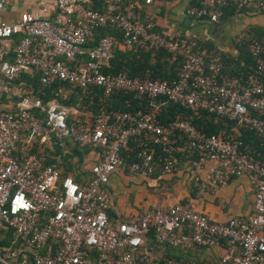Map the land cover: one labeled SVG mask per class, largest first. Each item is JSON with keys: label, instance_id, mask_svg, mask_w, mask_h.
Masks as SVG:
<instances>
[{"label": "built area", "instance_id": "obj_1", "mask_svg": "<svg viewBox=\"0 0 264 264\" xmlns=\"http://www.w3.org/2000/svg\"><path fill=\"white\" fill-rule=\"evenodd\" d=\"M20 2L25 8L14 16ZM153 2L0 0V264H180L176 257L158 259L141 249L150 231L156 243L179 249L223 240L239 248L236 264H264V157L256 158L242 139L207 133L186 119L162 122L158 117L165 98L225 116L264 143V119L250 114H264V45L246 39L253 67L245 80L224 75L220 49L199 46L188 31H159L151 18L140 17V8ZM250 5L264 9V0H196L184 13L192 23L217 22L226 8ZM106 27L119 31L127 47L164 50L178 59V77L168 81L104 72L115 38L102 35L91 42L95 31ZM34 72L35 89L25 79ZM55 80L63 85L42 103L40 95ZM90 86L106 95L127 92L148 107L100 110L92 119L69 121L77 111L61 100ZM66 139L100 151L81 183L64 175L44 152L55 144L68 152ZM18 140L23 142L20 155L15 153ZM130 143L137 147L131 149ZM185 166L195 167L193 187L199 193L248 175L255 184L253 214L218 222L189 203H175L111 224L106 185L117 169L148 178Z\"/></svg>", "mask_w": 264, "mask_h": 264}, {"label": "crops", "instance_id": "obj_2", "mask_svg": "<svg viewBox=\"0 0 264 264\" xmlns=\"http://www.w3.org/2000/svg\"><path fill=\"white\" fill-rule=\"evenodd\" d=\"M195 1L154 0L151 5L141 7L139 14L141 18H151L159 31L169 34L188 31L197 38L201 47L220 49L224 57L223 74H242L247 66L243 58L247 50L246 39L253 37L264 45V9L255 5L241 10L228 8L217 22L199 20L192 23L184 11ZM21 5L13 8L14 16L25 8L24 4ZM0 107H4L1 102ZM233 131L239 133L237 126ZM99 157V150L90 149L83 159L82 168L88 170ZM59 167L63 173V167ZM194 170V166H185L171 175L157 173L144 178L117 169L106 185L110 194L109 221L112 225L130 222L141 212L168 208L175 203H189L196 211L218 222L234 216L248 218L253 214L255 184L248 175L235 177L212 191L199 193L193 187ZM202 173L204 175L205 170ZM141 249L151 251L158 259L176 257L180 264H236L235 260L240 255L238 247H231L223 240L211 246L192 245L179 249L166 243H156L152 232L144 237ZM224 258L225 262L222 261Z\"/></svg>", "mask_w": 264, "mask_h": 264}, {"label": "trees", "instance_id": "obj_3", "mask_svg": "<svg viewBox=\"0 0 264 264\" xmlns=\"http://www.w3.org/2000/svg\"><path fill=\"white\" fill-rule=\"evenodd\" d=\"M228 8L233 10L243 9H237L232 6ZM228 8H226L225 11ZM102 35H111L115 38L113 57L110 59L109 65L103 67L104 72L122 71L132 77L137 76L140 78L163 79L168 81L178 77L180 62L178 59L173 60L171 55L166 51L145 49L138 46L127 47L123 45L119 31L111 27L97 29L95 31L94 40L91 43H95V41ZM18 40L19 37L16 36L15 41ZM243 58L246 61V69L242 74L231 75L245 80L253 67V58L248 49ZM25 79L30 81L31 88L35 89L37 87V72H34L33 76H26ZM62 85L63 84L60 81H53L51 86L46 90L45 95H40L42 103L45 104L48 99L52 98L53 92ZM61 102L68 108L76 109L77 111L75 114L69 115V121H84L86 119H92V117L100 110L137 111L138 109H146L148 107L146 100L134 99L132 95L127 92L117 90L106 95L103 89L97 86H90L86 89H75L69 95L68 99L61 100ZM88 110H91L92 113L84 116V113ZM250 114L264 119V114H259L254 110H250ZM158 117L162 122H167L173 119H186L207 133H220L233 138L242 139L251 147L256 158L262 159L264 157V143L257 139L253 132L247 127H238L233 120L228 119L225 116L209 113L204 110L193 111L162 98ZM235 126H237L239 133L233 131V127ZM22 146L23 142L18 140V151L15 153L20 155ZM130 146L131 149L137 147L136 143H130ZM65 147L68 149V152L65 153L58 144H55L52 148L46 147L44 152L49 156L48 158L51 163L63 167L64 175H67L70 172L72 173L73 179L76 182L81 183L87 176H89V171L82 168V163L84 157L91 148L79 146V144L72 139H66ZM32 152H35V148L31 149L30 153ZM8 238L9 240L11 239L9 232ZM13 246H16V244H13Z\"/></svg>", "mask_w": 264, "mask_h": 264}, {"label": "rangeland", "instance_id": "obj_4", "mask_svg": "<svg viewBox=\"0 0 264 264\" xmlns=\"http://www.w3.org/2000/svg\"><path fill=\"white\" fill-rule=\"evenodd\" d=\"M21 2H22V1H21ZM21 2H20V5L22 4ZM21 6H22V5H21ZM11 16H12V15H11ZM91 113H92V111H91V110H88L87 112L84 113V116H85V115H90ZM132 182H133V181H132Z\"/></svg>", "mask_w": 264, "mask_h": 264}]
</instances>
